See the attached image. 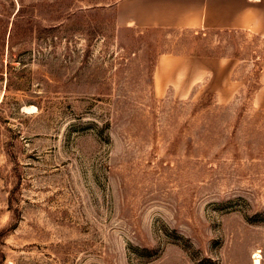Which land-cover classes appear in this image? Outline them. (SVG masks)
Here are the masks:
<instances>
[{"label": "rangeland", "instance_id": "1", "mask_svg": "<svg viewBox=\"0 0 264 264\" xmlns=\"http://www.w3.org/2000/svg\"><path fill=\"white\" fill-rule=\"evenodd\" d=\"M117 1L0 0V264H264L263 27Z\"/></svg>", "mask_w": 264, "mask_h": 264}, {"label": "crops", "instance_id": "2", "mask_svg": "<svg viewBox=\"0 0 264 264\" xmlns=\"http://www.w3.org/2000/svg\"><path fill=\"white\" fill-rule=\"evenodd\" d=\"M258 0H118L116 19L120 25L140 27L257 28L264 32V1ZM169 64L160 58L159 68ZM196 64V63H193ZM191 69H199V63Z\"/></svg>", "mask_w": 264, "mask_h": 264}]
</instances>
